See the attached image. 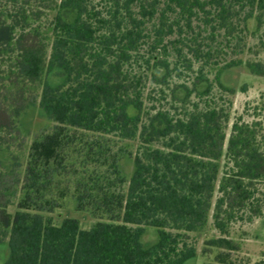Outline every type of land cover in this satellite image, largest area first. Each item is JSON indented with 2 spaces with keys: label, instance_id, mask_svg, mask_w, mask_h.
I'll return each mask as SVG.
<instances>
[{
  "label": "trees",
  "instance_id": "obj_1",
  "mask_svg": "<svg viewBox=\"0 0 264 264\" xmlns=\"http://www.w3.org/2000/svg\"><path fill=\"white\" fill-rule=\"evenodd\" d=\"M50 10L57 14L48 58L37 21ZM263 15L264 0H0V150L25 141L20 117L31 106L39 104L53 122L35 133L25 166L16 156L9 166L0 158V244L10 246L4 264H183L197 253L190 233L210 218L220 235L207 239L206 249L221 251L203 264H248L238 261L241 246L229 233L237 221L264 213L256 124L233 123L220 179L229 111L193 103L183 115L152 114L145 102L149 77L166 84L173 76L172 49L190 69L211 56L206 38L223 34L240 53L248 20L263 23ZM145 44L162 55L146 57ZM242 62L232 59L220 72ZM55 65L65 78L53 86L43 77ZM249 66L264 73L262 63ZM220 72V87L234 92ZM185 87L190 103L193 89ZM136 138V152L117 143ZM123 156L134 159L130 178ZM71 191L76 207L98 218L88 229L78 218L57 224L46 215ZM147 225L159 228L149 247L141 241Z\"/></svg>",
  "mask_w": 264,
  "mask_h": 264
},
{
  "label": "rangeland",
  "instance_id": "obj_2",
  "mask_svg": "<svg viewBox=\"0 0 264 264\" xmlns=\"http://www.w3.org/2000/svg\"><path fill=\"white\" fill-rule=\"evenodd\" d=\"M96 2L101 0H95ZM68 19H73L75 12L64 11ZM57 14L56 10H50L37 21V24L43 30L47 37L48 58L52 51L53 20ZM223 33V32H222ZM208 34L205 32L203 35ZM242 44L238 49L242 48V52L236 53L234 49L227 46L229 43L223 34L217 36L216 42H211V39L206 38L207 45L212 48L210 57L204 58L201 62H194L192 68H189V62L185 59L176 60L175 51L172 49L167 56L176 64H173L174 72L166 84H159L149 77L146 90V108L154 114L157 110H168L173 115H183L187 109L193 107V103H198L201 108L207 105H218L229 111V123L226 128L227 139L222 156V168L220 179L223 175L224 164L227 160V145L228 139L232 132L233 123L237 120L255 123L258 129V138L264 148V73H255L249 66L250 63H262L264 65V15L263 23H260L256 16L248 20L247 29H245ZM206 37V36H204ZM172 46V45H171ZM241 47V48H240ZM208 49V48H207ZM142 52L146 57L149 55H162L160 51L150 52V45L145 44ZM188 57L191 56L188 48L185 50ZM242 59V63L230 68H225L220 72L221 67L232 59ZM154 59L152 60V62ZM210 61L208 64H203ZM203 65V67H202ZM153 71L159 75L165 73L162 67H154ZM220 72V78L224 85L233 88L234 92L226 91L220 87L216 78ZM151 75V71H149ZM198 75H204L205 78L195 82ZM65 78L64 69L55 65L48 69L43 77V82H48L53 86L60 84ZM193 89V94L190 98V103H184V98L188 92L185 87ZM42 84L36 83L34 88L39 93L42 91ZM212 87L208 95L200 96L198 92ZM132 107L130 108V110ZM136 112L135 110H132ZM20 125L25 136L23 143H16L13 146H3L0 150V158H3L7 166L13 161V156L18 157L25 166L28 159L30 145L33 141L35 133L45 127H51L53 122L47 117L43 108L37 104L27 109L20 117ZM118 145L127 147L136 152L140 145L139 138L136 139H120L117 140ZM155 145H160L156 143ZM122 167L128 178L134 172V159L128 156L122 157ZM25 169V168H24ZM23 169V170H24ZM262 185V184H261ZM264 186V184H263ZM16 209V205L10 207L11 211ZM52 216L55 223L60 224L65 217H75L80 220L81 227L88 229L98 220L90 211L78 209L76 201L71 191L62 201V205L56 208L55 211L46 213ZM230 237L237 241L241 250L237 254L238 261L244 259L248 264H256L257 261L264 258V213L260 216H255L252 220L237 221L232 225ZM191 238L197 245V253L195 256L186 260L183 264H203L212 260L221 249L212 247L206 249L205 241L209 238L220 235V232L214 227L213 219L210 218L208 225L201 230L190 233ZM159 240V228L153 225L145 226V231L142 234L141 241L146 246H152ZM10 254L9 241H4L0 244V262L4 264Z\"/></svg>",
  "mask_w": 264,
  "mask_h": 264
},
{
  "label": "crops",
  "instance_id": "obj_3",
  "mask_svg": "<svg viewBox=\"0 0 264 264\" xmlns=\"http://www.w3.org/2000/svg\"><path fill=\"white\" fill-rule=\"evenodd\" d=\"M0 264H1V262H0Z\"/></svg>",
  "mask_w": 264,
  "mask_h": 264
}]
</instances>
